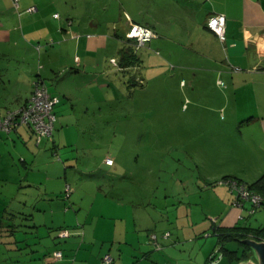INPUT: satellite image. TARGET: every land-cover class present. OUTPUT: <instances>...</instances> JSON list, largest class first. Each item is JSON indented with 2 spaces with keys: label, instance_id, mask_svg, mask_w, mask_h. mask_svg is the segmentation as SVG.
Listing matches in <instances>:
<instances>
[{
  "label": "crops",
  "instance_id": "1",
  "mask_svg": "<svg viewBox=\"0 0 264 264\" xmlns=\"http://www.w3.org/2000/svg\"><path fill=\"white\" fill-rule=\"evenodd\" d=\"M29 7L34 9L27 11ZM55 13L59 17H55ZM215 13L223 14L226 19L224 41L206 26L207 18ZM133 23L153 29L156 37L149 41L148 48L159 46L169 58L183 54L190 57L188 67L179 73L187 76V84L192 89L201 80L209 85L210 99H206L209 104L204 101L202 104L208 113L203 118L213 127H219L221 136L217 142L223 150L216 157L217 153L214 155L206 141L211 137H205L211 149L207 150L209 156L205 158L208 164L225 158V166H235L249 173L254 171L247 178L253 182L264 171V0H18L17 7L13 0H0V53L16 59L15 63L20 67H13L17 82L0 93V115L29 98L32 81L38 74L42 78L46 75L40 71L46 66L49 67L46 69L49 83L43 79L48 91L60 98L54 106L56 121L52 136L37 141L33 130L24 124L9 132L0 131V183L8 181L6 175L9 173L19 175L20 171L14 166L15 157L23 167L32 164L38 168L26 174L30 186L28 199L32 203L28 212L31 209V213L24 214L25 206L17 194H12L8 200L4 194L0 200L1 223L7 224L5 217L15 219L26 215L37 221L38 216L48 217L49 214L50 222L44 220L43 224L52 226L49 228L54 236L51 241L47 236L48 227L33 223L30 227H34L37 234L32 242L22 244L15 238L13 242L8 238V242L0 243V264H160L157 257H152L151 234L155 233L160 247L172 244L168 229L161 232L158 241L157 223L149 218L148 212L145 213V224L140 229H132L127 223L119 227L118 218L105 216L101 210L94 209L95 201L84 195L83 187L89 188L91 183L101 185L105 177L95 175L91 179H80L73 171L71 183L65 180L63 184L60 175L55 174L61 166L60 161L49 155L54 149L60 151L68 163L94 165V157L84 161L83 157L74 155L77 153L73 143L72 146L64 145L69 132L76 126L83 129L84 123L92 125L99 118L102 120L106 108L114 116H120L121 111L124 115L131 112V105L118 110L119 101L111 92V86L117 85L115 78L120 71L127 69L119 66V53L129 46L125 34ZM36 42L43 45L39 47ZM52 42L58 44L51 45ZM169 42H175L179 49L176 51ZM114 52L118 53L119 59L112 56ZM144 53L147 64L150 58L155 59L149 52ZM142 54L137 56L144 63ZM106 57L115 58L119 67L109 61V66L114 69H105ZM196 59H201L203 64L197 63ZM25 63L31 65L30 71H23ZM11 67L10 64L6 66V74L12 72ZM234 67L240 70H234ZM147 72L146 67L143 68L138 75L142 83L135 81L133 76L132 84L143 85L145 79L151 78ZM159 74L164 82L175 81L163 76V69ZM19 76L27 88L18 83ZM7 79L10 83L13 81V78ZM179 83L186 86L184 79ZM78 137L82 139L84 133L81 131ZM59 144L63 146L58 148ZM106 157L108 155L102 158L100 166L109 175V170H117L119 164L116 165V157L111 165L106 164ZM7 170L10 172L6 174ZM247 175L231 177L244 182L241 178ZM67 184L69 200L63 198ZM111 185L113 189L115 184ZM226 187L225 191L230 192ZM50 192L59 195H50ZM97 195L101 198L102 208H113L111 198H106L99 190ZM231 198L229 196L230 207L235 211L232 215V209H229L218 224L215 218L208 220L214 232L220 227H238L248 233L245 228L261 227H252V224L249 227L237 220L244 221L249 204L244 202L237 206ZM204 209L202 211L206 213L207 209ZM110 214L113 213L110 211ZM132 219L135 224V214ZM203 220L205 228L207 221L206 218ZM192 227L195 228V223ZM61 228L70 234L58 236L57 230ZM14 231L11 230L13 234ZM166 232L169 235L165 236ZM192 233L195 236V230ZM57 250L62 252L59 259L54 257ZM106 254L111 257L109 262L103 261Z\"/></svg>",
  "mask_w": 264,
  "mask_h": 264
},
{
  "label": "rangeland",
  "instance_id": "2",
  "mask_svg": "<svg viewBox=\"0 0 264 264\" xmlns=\"http://www.w3.org/2000/svg\"><path fill=\"white\" fill-rule=\"evenodd\" d=\"M36 43L39 47L43 45L42 42ZM53 43L51 45L58 44ZM169 44L174 49H179L175 42H169ZM148 45L149 42L137 47L136 54L141 55L143 52H149L152 57L155 56V59L150 58V62L147 64L144 57L146 54H142L141 59L144 60V63L139 62L136 67L130 66L126 70L120 71V74L115 78L117 85L111 86V92L119 101L118 110L121 111L131 105V112L124 115L121 111L120 116H114L109 114L107 112L109 108H106L102 120L99 118L92 125L84 123L83 129L76 126L67 136L64 145L72 146L73 143L72 147L77 153L74 154L76 157H83L84 161L88 157H94L95 164L68 163L64 156H61L60 151L57 152L54 149L49 152V155L60 161L61 166L59 170L55 171V174H59L63 182L67 180L71 183L73 171L80 179H91L95 175L105 177L103 180L105 182L98 185L100 188L95 186V183L89 184V188L88 186L83 187L86 190L84 195L95 201L94 209L101 210L105 216L118 218L116 221L119 227H123L127 223L132 229L134 227L140 229L145 224L147 219L145 213L148 212L151 215L149 218L157 223V231L154 229L153 231L157 233L159 242L161 232L168 229L171 232L169 238L172 240L170 247L164 246L159 249L153 247V254L151 253L154 259L155 257L159 259L160 264H206L208 253L219 241L212 226L208 224L211 217L215 218L218 224L221 218H225L228 214L229 209H232L230 215L235 212L230 207L229 199V196H232L231 200L233 199L234 193L225 191L226 185L219 184V182L225 176L237 177L238 174H249L241 178L246 181L245 184L249 187L253 181H248L247 178H250L254 171L249 173V171L238 169L235 166H225V158L208 164V160L205 159L209 156L207 150L211 151L212 149L214 155L217 153L216 157L223 150L217 142L221 136L219 127H213L203 118V115L208 113L203 109L202 104H209V101H206V99H210L209 85L205 83V80L204 82L201 80L199 84L197 83V87L192 89L187 84L189 80L187 76L179 73L181 69L188 67L189 56L183 54V56L169 58L159 46L148 48ZM42 51L44 50L42 49ZM112 56L119 59L116 52ZM37 59L38 55L35 56V65ZM111 59L106 57L105 63V69L110 71L114 69L109 66ZM43 60H46V57ZM196 61L203 64L201 59H196ZM15 62L16 59L13 57H5L0 53V93L11 89V85L17 82V74L13 73V67H20ZM8 64L12 66L10 74H6L5 68ZM145 67L148 71L147 76L151 78L145 79L143 85L132 84V77L139 75ZM46 69L49 67L41 68L40 71L41 74H46L43 75V78L48 84ZM162 69L163 76H169L175 81L164 82L159 74ZM30 70L31 65L25 63L23 71ZM156 72L158 73L155 74ZM7 78H13V81L10 83ZM19 79L18 83L27 88L22 76H19ZM181 79L185 80L186 86L180 85ZM210 87L213 91V87ZM108 89L107 85L106 90L108 91ZM193 90H195L194 93ZM182 104L184 105L181 108ZM81 131L85 136L82 139L78 137ZM205 137H211V139H206L211 149L207 146ZM60 146L63 145L59 144L58 148ZM9 150L7 146L6 152ZM88 150H90L89 153ZM106 155L112 159L116 157V165L119 164L117 170H109V175H106V169L100 166L102 158ZM58 156L61 157L58 158ZM14 166L20 173L12 175V173L7 174L10 170L6 171L8 181L6 179L0 183V200L4 194L7 195V200L12 194H17L20 197V202L25 206L24 214L31 213V209L28 212L32 203L28 199L30 186H28L26 174L29 170L36 171L38 168L32 164L30 167H23L17 157H15ZM19 183L22 184V187L18 186ZM112 183L115 184L113 189H111ZM98 190L103 195L105 194L106 198H111L114 201L112 209L101 207L99 203L101 198L98 195L95 196ZM49 194L59 195L54 192ZM204 208L207 209L206 213L202 211ZM248 209L250 210V208ZM110 211L113 214H110ZM133 214L136 216L135 224L132 219ZM49 216V214L48 217L46 215L41 218L38 216L37 221L26 215L15 219L5 217L4 222L7 223L5 225L1 223L2 218L0 217V243L8 242L9 239L13 242L14 238L22 244L32 242L37 234L35 228L30 227L33 223L40 224L39 226L42 228L48 227L47 236L52 241L54 239L53 230L49 228L52 226L43 224L44 220L50 222ZM244 216L246 217L244 221L236 219L249 227L250 224L252 227L264 225V206L254 209L252 213L244 212ZM205 218L207 222L204 228L203 219ZM107 220L113 221L110 218ZM193 223H195V228L192 227ZM13 229L15 230L14 234L11 232ZM194 230L195 236H192ZM222 244L224 259L221 264H229L230 252H236L237 256L244 253V249L236 240L223 239Z\"/></svg>",
  "mask_w": 264,
  "mask_h": 264
},
{
  "label": "built area",
  "instance_id": "3",
  "mask_svg": "<svg viewBox=\"0 0 264 264\" xmlns=\"http://www.w3.org/2000/svg\"><path fill=\"white\" fill-rule=\"evenodd\" d=\"M14 6H18V0H13ZM34 7H29L27 11H32ZM55 17H59L57 13ZM225 16L220 13H215L207 18V27L212 30L216 36L221 40H225ZM154 31L143 25L133 23L129 25V28L125 34L126 38L133 41L135 48L145 45L152 38L155 37ZM38 48V47H37ZM77 59V57L75 58ZM111 62L118 66V62L115 58L111 59ZM119 67V66H118ZM234 70H240L239 67H234ZM60 100L59 96L51 95L48 91V87L40 74L36 75L32 81V91L29 98L20 106L6 110L5 113L0 115V131H11L18 127V125L24 124L29 126L39 141L44 137L52 136L54 123L56 121V115L54 112V106ZM113 162L111 157L105 158V163L111 165ZM219 184L228 186L229 191L234 193L232 203L237 206H242L244 202H248V213L254 212V209L264 205V197L260 194L253 192L247 187L244 182H239L233 178H223ZM66 196L70 193V187L67 184L64 188ZM70 233L66 230H60L58 236L65 237ZM169 235L168 232L165 236ZM154 247L160 248L159 243L156 241L155 233L151 234ZM219 252L218 248L214 249L212 255H210L208 261L210 264L218 262V257H215V253ZM62 256V252L57 250L54 252V257L59 259ZM111 257L106 254L103 257L104 262H109Z\"/></svg>",
  "mask_w": 264,
  "mask_h": 264
},
{
  "label": "trees",
  "instance_id": "4",
  "mask_svg": "<svg viewBox=\"0 0 264 264\" xmlns=\"http://www.w3.org/2000/svg\"><path fill=\"white\" fill-rule=\"evenodd\" d=\"M225 24H226V22H225ZM206 26H207V24H206ZM225 27H226V25H225ZM225 38H226V31H225ZM119 55H120V62H121L119 65L120 68H129L130 66L136 67V65H138V63L140 62L139 61L140 59L136 54V48L134 46V43L131 40H129V46L128 47L120 50ZM134 78H135V81L138 80L137 81L138 83H142V79L140 77H138V75ZM54 125H55V123H54ZM53 130H54V128H53ZM52 134H53V132H52ZM224 178L235 179L234 177H231V176H225ZM236 180H238V179H236ZM238 181L242 182L241 180H238ZM248 188L251 189L253 192L258 193L262 197H264V173H262L252 184H250ZM69 195H70V193L66 196L65 191H64L63 198L68 199ZM245 229H248V233L243 231V229L242 230L239 229L238 227H220V228H218L215 231V233L219 237V241L217 242V245L214 248H212L211 251L208 253L206 264H210L208 259H209L210 255L213 254L215 248H218V250H219V252L215 253V257L219 256L218 262L215 264H221V261L224 259L223 244H222L223 239L236 240L240 244V246L244 249V253L241 256H237L236 252H230V255L228 256L229 264H235L241 259L248 258V256L250 255L249 248L246 245L242 244L239 241V239L241 237H246L248 235H251V236L256 237V238H264V226L258 227L257 229H255V228H245ZM60 230H66V229L61 228V229H58L57 231H60ZM68 232H70V231H68ZM249 232H251V233H249Z\"/></svg>",
  "mask_w": 264,
  "mask_h": 264
},
{
  "label": "water",
  "instance_id": "5",
  "mask_svg": "<svg viewBox=\"0 0 264 264\" xmlns=\"http://www.w3.org/2000/svg\"><path fill=\"white\" fill-rule=\"evenodd\" d=\"M239 241L249 248L250 255L235 264H264V238L246 236Z\"/></svg>",
  "mask_w": 264,
  "mask_h": 264
},
{
  "label": "clouds",
  "instance_id": "6",
  "mask_svg": "<svg viewBox=\"0 0 264 264\" xmlns=\"http://www.w3.org/2000/svg\"><path fill=\"white\" fill-rule=\"evenodd\" d=\"M206 22H207V21H206ZM211 31H212V30H211ZM125 39L130 40V39L126 38V36H125ZM262 206H264V205H262ZM260 207H261V206H260ZM248 236L253 237V236H251V235H248Z\"/></svg>",
  "mask_w": 264,
  "mask_h": 264
}]
</instances>
